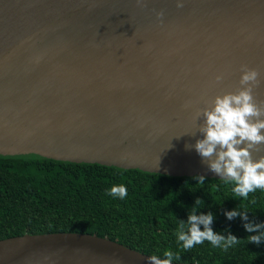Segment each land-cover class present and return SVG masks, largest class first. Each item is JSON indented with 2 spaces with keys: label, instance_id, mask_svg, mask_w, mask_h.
<instances>
[{
  "label": "water",
  "instance_id": "obj_1",
  "mask_svg": "<svg viewBox=\"0 0 264 264\" xmlns=\"http://www.w3.org/2000/svg\"><path fill=\"white\" fill-rule=\"evenodd\" d=\"M245 66L264 107V0H0V158L221 180L195 151L198 114ZM149 257L83 233L0 240V264Z\"/></svg>",
  "mask_w": 264,
  "mask_h": 264
},
{
  "label": "trees",
  "instance_id": "obj_2",
  "mask_svg": "<svg viewBox=\"0 0 264 264\" xmlns=\"http://www.w3.org/2000/svg\"><path fill=\"white\" fill-rule=\"evenodd\" d=\"M121 184L127 188L124 199L109 195L113 186ZM232 187L220 179L205 178L199 184L191 177L98 164L0 158V240L83 233L160 259L171 251L174 263L264 264V240L251 244L247 237L259 233L244 228L246 222L264 224V189L249 193L245 200ZM197 199L202 201L199 205ZM193 207L198 215L213 214L215 232L241 241L227 251L209 241L185 250L176 233ZM232 210L247 212L248 221L228 220L225 212Z\"/></svg>",
  "mask_w": 264,
  "mask_h": 264
},
{
  "label": "clouds",
  "instance_id": "obj_3",
  "mask_svg": "<svg viewBox=\"0 0 264 264\" xmlns=\"http://www.w3.org/2000/svg\"><path fill=\"white\" fill-rule=\"evenodd\" d=\"M177 6L183 7V3L178 2ZM241 71L242 88L238 93L217 96L210 108L198 114L204 118V123L199 128L203 139L197 140L194 148L203 161H208L209 170L221 177L225 183H231L232 192L246 200L249 193L264 189V157L254 160L252 156V152L264 144V107L257 104L253 95V88L259 84L260 73L246 66ZM222 79L223 76L216 77L217 82ZM194 179L199 184L205 182L204 176ZM127 194V188L123 184L115 185L109 191V195L120 199H124ZM201 202L197 199L195 203L199 205ZM197 212V208L193 207L187 222L180 221L178 226L176 235L178 240L183 242L185 250L209 241L214 247H222L227 251L241 241L232 234L225 236L215 232L212 228L214 217L211 212L207 215H198ZM225 216L228 220L241 217L242 220L248 221L247 212L238 210L227 211ZM244 228L248 233H259L248 236L246 240L251 244H261L264 240V232L261 231L264 224L246 222ZM164 256L166 259H160L156 255L150 256L149 264H172L173 253L166 251ZM175 258L179 259V256Z\"/></svg>",
  "mask_w": 264,
  "mask_h": 264
}]
</instances>
